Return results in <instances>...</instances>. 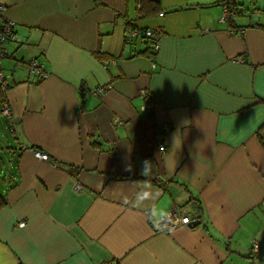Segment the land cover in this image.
I'll list each match as a JSON object with an SVG mask.
<instances>
[{
	"label": "crops",
	"instance_id": "1",
	"mask_svg": "<svg viewBox=\"0 0 264 264\" xmlns=\"http://www.w3.org/2000/svg\"><path fill=\"white\" fill-rule=\"evenodd\" d=\"M228 1L0 0L19 38L3 59L0 264H250L254 239L264 264V0H236L231 25ZM133 26L162 32L155 55ZM175 204L192 223L157 231L148 214Z\"/></svg>",
	"mask_w": 264,
	"mask_h": 264
},
{
	"label": "built area",
	"instance_id": "2",
	"mask_svg": "<svg viewBox=\"0 0 264 264\" xmlns=\"http://www.w3.org/2000/svg\"><path fill=\"white\" fill-rule=\"evenodd\" d=\"M2 12V6H0V14ZM237 13L234 9H232L228 3L224 6V13L221 18V21L226 22L228 24H232V18L233 15ZM232 33L235 32V29H230ZM162 32L157 29L153 28H145V27H131L127 30V40L129 42H132L134 38L138 39L141 38L145 40L148 45L152 48V53L155 55L159 49H160V43H161V37ZM10 41H19L18 34L16 31L15 22L12 20H4L0 25V90L3 94L1 101H0V113L2 116H4L6 119L12 118V108L9 104L7 98L5 97V94L7 90L12 85V76L8 73H6L3 69V59L9 54V51L6 47V43ZM241 62H244V59L240 60ZM30 71L33 76H35L38 79H46L49 77V72L45 68V64L41 61H38L37 59H32L29 62ZM111 86H97V87H86L84 85H81L79 88V94L84 99L87 93L94 94V95H100L101 93L105 92L108 88ZM149 104H145L142 106L143 110H147L149 108ZM117 123H121L122 120L117 118ZM170 129L169 124H165V131L167 132ZM162 150H166V146L161 147ZM34 154L37 156V158L41 160H49V154L43 150L35 149ZM82 185L78 184L77 189H81ZM193 211L192 207L188 204H175L173 205L169 210L168 213L171 214V219L175 221L176 223L174 225H170L173 229L177 228L181 225H189L192 223L193 218L191 215V212ZM185 218L188 220L187 223H184L183 221ZM161 224L168 223L167 219H162L160 221ZM26 221L19 222L18 226L25 227ZM163 232H169V231H163ZM261 250V241L258 239H254L252 241L251 246V262L250 264H257V258L259 256Z\"/></svg>",
	"mask_w": 264,
	"mask_h": 264
},
{
	"label": "clouds",
	"instance_id": "3",
	"mask_svg": "<svg viewBox=\"0 0 264 264\" xmlns=\"http://www.w3.org/2000/svg\"><path fill=\"white\" fill-rule=\"evenodd\" d=\"M125 171H134L133 165L131 163H126L125 166ZM140 175L143 176L145 179L144 181H147L151 175H152V161L150 160H144L141 162V167H140ZM145 185H147L146 183H142L139 185L140 188H143ZM147 198V197H145ZM125 204H128L129 201L127 199H125L124 201ZM131 206L134 208L140 207L139 203H138V196L137 198H134L131 201ZM148 218L151 220L153 227L157 230V231H173V228L170 227V225H174L176 222L173 221L171 219V214L166 212V213H162V212H157L155 211V209H153V211L148 214ZM162 219H167L168 223L165 224H161L160 221ZM184 223H187L188 220L185 218V220L183 221Z\"/></svg>",
	"mask_w": 264,
	"mask_h": 264
},
{
	"label": "trees",
	"instance_id": "4",
	"mask_svg": "<svg viewBox=\"0 0 264 264\" xmlns=\"http://www.w3.org/2000/svg\"><path fill=\"white\" fill-rule=\"evenodd\" d=\"M228 5L234 9L237 13L241 10L240 8L244 7L243 3L236 2V0L228 1ZM6 204L4 195L0 192V209Z\"/></svg>",
	"mask_w": 264,
	"mask_h": 264
},
{
	"label": "rangeland",
	"instance_id": "5",
	"mask_svg": "<svg viewBox=\"0 0 264 264\" xmlns=\"http://www.w3.org/2000/svg\"><path fill=\"white\" fill-rule=\"evenodd\" d=\"M2 126H5V122L2 121ZM2 133V132H1ZM0 155H1V160H3V162H5V154L8 153L6 148L4 147L2 141H4L6 138L3 136H0ZM2 148H4V150H2ZM1 166V164H0Z\"/></svg>",
	"mask_w": 264,
	"mask_h": 264
},
{
	"label": "water",
	"instance_id": "6",
	"mask_svg": "<svg viewBox=\"0 0 264 264\" xmlns=\"http://www.w3.org/2000/svg\"><path fill=\"white\" fill-rule=\"evenodd\" d=\"M240 10H243L242 8H240ZM198 222L197 221H194L193 224H197Z\"/></svg>",
	"mask_w": 264,
	"mask_h": 264
}]
</instances>
